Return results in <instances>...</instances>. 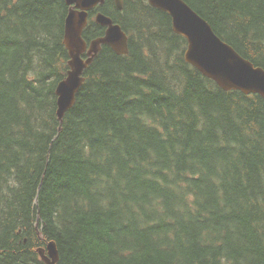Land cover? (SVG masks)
<instances>
[{
    "label": "trees",
    "instance_id": "16d2710c",
    "mask_svg": "<svg viewBox=\"0 0 264 264\" xmlns=\"http://www.w3.org/2000/svg\"><path fill=\"white\" fill-rule=\"evenodd\" d=\"M264 69V0H184ZM65 0H0V264H264V99L187 64V41L147 0L89 13L104 45L57 117L69 71Z\"/></svg>",
    "mask_w": 264,
    "mask_h": 264
},
{
    "label": "water",
    "instance_id": "95a60500",
    "mask_svg": "<svg viewBox=\"0 0 264 264\" xmlns=\"http://www.w3.org/2000/svg\"><path fill=\"white\" fill-rule=\"evenodd\" d=\"M70 7L65 22L64 45L69 53V71L57 86V117L63 124L66 114L76 104L77 96L85 82V70L93 63L106 44L118 55L129 53V37L122 27L98 12L97 24L106 28L104 37L93 40L89 45L83 38L89 21V13L106 0H65ZM148 3L172 18L173 31L187 40L184 53L186 63L196 68L204 77L214 81L222 90L240 91L245 95H259L264 99V69L242 57L232 46L224 42L184 0H147ZM118 10L124 9L123 0H114ZM87 54L88 58L83 59ZM45 264H57L59 250L51 241L38 249Z\"/></svg>",
    "mask_w": 264,
    "mask_h": 264
},
{
    "label": "bare ground",
    "instance_id": "6f19581e",
    "mask_svg": "<svg viewBox=\"0 0 264 264\" xmlns=\"http://www.w3.org/2000/svg\"><path fill=\"white\" fill-rule=\"evenodd\" d=\"M123 1H124V0H123ZM65 2H66V1H65ZM147 2H148V1H147ZM148 4H149V3H148ZM66 5H67V3H66ZM149 5H150V4H149ZM67 6H68V5H67ZM150 6H151V5H150ZM68 7H69V6H68ZM116 8H117V7H116ZM153 8H154V7H153ZM117 10H118V9H117ZM69 11H70V7H69ZM118 11H120V10H118ZM122 11H123V10H122ZM68 14H69V12H68ZM104 15H105V14H104ZM67 16H68V15H67ZM107 17H108V16H107ZM201 17H202V16H201ZM66 18H67V17H66ZM109 18H110V17H109ZM202 18H203V17H202ZM171 19H172V18H171ZM203 19H204V18H203ZM65 22H66V21H65ZM98 25H99V24H98ZM172 25H173V24H172ZM87 26H88V25H87ZM100 26H101V25H100ZM101 27H102V26H101ZM86 28H87V27H86ZM104 28H105V27H104ZM172 29H173V27H172ZM84 31H85V30H84ZM125 33H126V32H125ZM174 33H175V32H174ZM126 34H127V33H126ZM175 34H176V33H175ZM127 35H128V34H127ZM177 35H178V34H177ZM180 36H181V35H180ZM103 37H104V36H103ZM128 37H129V35H128ZM83 38H84V33H83ZM101 38H102V37H101ZM183 38H184V37H183ZM98 39H99V38H98ZM184 39H185V38H184ZM84 40H85V39H84ZM95 40H96V39H95ZM185 40H186V39H185ZM85 41H86V40H85ZM92 41H93V40H92ZM92 41H91V42H92ZM186 41H187V40H186ZM86 42H87V41H86ZM91 42H90V43H91ZM129 42H130V37H129ZM63 43H64V42H63ZM90 43L87 42L88 45H89ZM104 45H106V44H104ZM104 45H102V47H103ZM106 46L110 47L109 45H106ZM65 48H66V47H65ZM110 48L113 50L112 47H110ZM186 49H187V48H186ZM66 50H67V49H66ZM101 51H102V49H101ZM101 51H100V52H101ZM113 51H114V50H113ZM67 52H68V51H67ZM100 52H99V53H100ZM114 52H115V51H114ZM115 53H116V52H115ZM68 54H69V53H68ZM116 54H117V53H116ZM128 54H129V53H128ZM128 54H127V55H128ZM85 55H86V54H84L82 57H83V59L86 60V59L88 58V56H85ZM98 55H99V54H98ZM98 55H97V56H98ZM117 55H118V54H117ZM119 56H125V55H119ZM94 60H95V59H94ZM69 61H70V57H69V60H68V67H69ZM93 62H94V61H93ZM92 64H93V63H92ZM92 64H91V65H92ZM91 65H90V66H91ZM90 66H89V67H90ZM89 67H88V68H89ZM88 68H87V69H88ZM87 69H86V70H87ZM86 70H85V71H86ZM84 74H85V73H84ZM56 96H57V95H56ZM57 110H58V96H57Z\"/></svg>",
    "mask_w": 264,
    "mask_h": 264
},
{
    "label": "flooded vegetation",
    "instance_id": "af4514ba",
    "mask_svg": "<svg viewBox=\"0 0 264 264\" xmlns=\"http://www.w3.org/2000/svg\"><path fill=\"white\" fill-rule=\"evenodd\" d=\"M114 1V0H113ZM115 3V2H114ZM115 6H116V4H115ZM85 56H87V54L85 55Z\"/></svg>",
    "mask_w": 264,
    "mask_h": 264
}]
</instances>
